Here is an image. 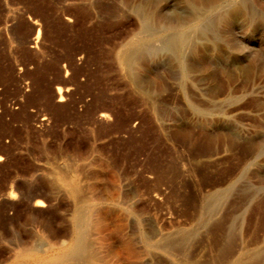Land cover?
<instances>
[{"label":"rangeland","instance_id":"374dc122","mask_svg":"<svg viewBox=\"0 0 264 264\" xmlns=\"http://www.w3.org/2000/svg\"><path fill=\"white\" fill-rule=\"evenodd\" d=\"M77 215L91 264H264V0H0V264Z\"/></svg>","mask_w":264,"mask_h":264},{"label":"bare ground","instance_id":"6f19581e","mask_svg":"<svg viewBox=\"0 0 264 264\" xmlns=\"http://www.w3.org/2000/svg\"><path fill=\"white\" fill-rule=\"evenodd\" d=\"M148 30H149V28H148ZM39 35H40V32L38 30V34H37V36H35L36 37V39H35L36 41L38 40ZM58 94L60 96L59 101L60 102L63 101L64 97H63V93H62V89L61 88L58 89ZM106 117L107 116L104 115V114L101 115V118H106ZM66 181H69V180H66ZM72 184H70V185H72ZM71 189H72L73 193L76 192V187L75 186H72ZM44 205L45 204L42 201L37 202L36 204H34L35 207L36 206L37 207H43ZM83 217L84 216H82V215H77V216L74 217L76 222H77V224H76V234L70 235V234H68L66 232H63V231H62L63 233L62 232L60 233L59 231H55L48 237V242L45 243L46 245H44V247L41 246V247L37 248L32 243V241L30 239L29 240L28 239L27 240L19 239L17 247L20 248L21 253L19 255H17V257L15 258V260L12 263H8V264H58L59 262H63L65 260H67V259L68 260H73V259H77L78 257L87 258L89 264H91L92 260H93V256H91L90 253H88L87 247L84 245L85 244L84 243V240H85L84 235L86 233L85 234L83 233V228H84L83 227L84 226ZM98 219L100 221L99 217H98ZM103 219H101L100 223L103 224V226H105V225L108 226L106 224V221L103 220ZM87 234H89V233H87ZM86 237H87V235H86ZM47 252H54V254L50 258H38L37 256H34L35 253H47ZM19 257L20 258H24L25 257V258L28 259V261H24V262L19 261L18 260ZM82 261H83V259H82Z\"/></svg>","mask_w":264,"mask_h":264}]
</instances>
